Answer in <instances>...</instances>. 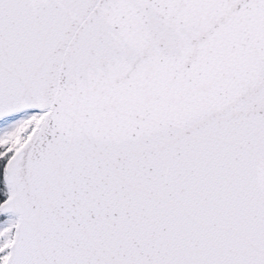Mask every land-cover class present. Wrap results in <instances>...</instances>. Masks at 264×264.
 Listing matches in <instances>:
<instances>
[{"label": "snow or ice", "instance_id": "6c2138e0", "mask_svg": "<svg viewBox=\"0 0 264 264\" xmlns=\"http://www.w3.org/2000/svg\"><path fill=\"white\" fill-rule=\"evenodd\" d=\"M0 264H264V0H0Z\"/></svg>", "mask_w": 264, "mask_h": 264}]
</instances>
